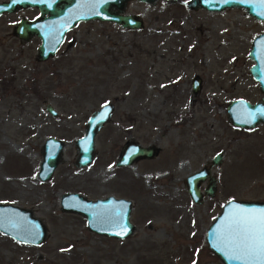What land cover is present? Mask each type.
<instances>
[{
  "label": "rangeland",
  "instance_id": "374dc122",
  "mask_svg": "<svg viewBox=\"0 0 264 264\" xmlns=\"http://www.w3.org/2000/svg\"><path fill=\"white\" fill-rule=\"evenodd\" d=\"M34 7L0 14V202L31 209L47 235L37 245L0 232V264H222L204 232L228 198L264 200V126L232 127L225 103L261 95L247 50L264 29L241 7H186V0H128L142 27L79 21L54 54L36 60L37 36L12 34ZM200 78L192 92L191 78ZM113 104L94 136V155L76 166L74 139L92 110ZM56 111L51 115L44 104ZM63 140L51 176L37 177L45 137ZM159 147L151 158L115 166L122 143ZM221 151L210 167L212 195L191 200L184 178ZM204 179L199 188L206 185ZM112 194L131 200L133 232L117 239L90 232L59 208V196Z\"/></svg>",
  "mask_w": 264,
  "mask_h": 264
},
{
  "label": "water",
  "instance_id": "95a60500",
  "mask_svg": "<svg viewBox=\"0 0 264 264\" xmlns=\"http://www.w3.org/2000/svg\"><path fill=\"white\" fill-rule=\"evenodd\" d=\"M128 0H0V14L15 11L18 8L34 7L37 14L32 19L21 17L12 26L11 32L22 41L29 36L39 38L36 45V60L52 56L62 41L67 30L79 21H111L121 27L138 29L142 21L136 14L125 13ZM152 3L154 0H138ZM238 6L254 19L264 20V0H186V7L204 8L218 11L226 7ZM247 57L252 60L248 72L256 80L258 90L264 93V29L252 36L247 50ZM200 78H191L192 92L199 88ZM46 111L55 116L56 111L49 103L44 104ZM113 104L104 101L87 116L83 132L73 141L76 155L73 163L76 166L88 164L94 155V136L110 119ZM226 120L232 127L251 129L257 124L264 126V97L250 102L244 98L229 99L225 103ZM62 139L47 136L41 144V159L38 164L37 177L45 181L57 163L61 160ZM159 147L153 143L141 145L132 139H126L115 158L114 165L130 164L139 158H151L157 154ZM221 151L214 153L206 165L201 166L184 178L186 191L192 201L198 203L203 194L212 195L215 190V179L209 172L214 164L220 163ZM207 179L201 191L200 183ZM59 208L64 212L81 215L90 232L117 239L126 238L134 225L129 220L131 200L108 194L104 197L88 198L75 191H65L59 196ZM264 210V200L228 198L221 204L220 210L207 225L204 238L209 250L222 264H261L260 260H236V255H244L242 236L236 230L234 221L238 213L247 211L259 214ZM0 232L10 238L29 245H37L47 235L42 220L32 214L31 209L12 203L0 202Z\"/></svg>",
  "mask_w": 264,
  "mask_h": 264
},
{
  "label": "snow or ice",
  "instance_id": "6c2138e0",
  "mask_svg": "<svg viewBox=\"0 0 264 264\" xmlns=\"http://www.w3.org/2000/svg\"><path fill=\"white\" fill-rule=\"evenodd\" d=\"M15 2V0H13ZM239 219L234 221L237 231L242 236L245 254L236 255V260H260L264 264V210L259 214L252 212L238 213Z\"/></svg>",
  "mask_w": 264,
  "mask_h": 264
},
{
  "label": "flooded vegetation",
  "instance_id": "af4514ba",
  "mask_svg": "<svg viewBox=\"0 0 264 264\" xmlns=\"http://www.w3.org/2000/svg\"><path fill=\"white\" fill-rule=\"evenodd\" d=\"M36 10H37V9H36ZM36 14H37V11H36L35 15H33L32 17H24V16H20L19 18L24 17V18H26V19H32V18H34V17L36 16ZM19 18H18V19H19ZM18 19H17V21H18ZM17 21H16V22H17ZM16 22H15V23H16ZM15 23H14V24H15ZM14 24H13V25H14ZM13 25H12V26H13ZM32 36H33V35H32ZM32 36H29L28 39H29L30 37H32ZM34 36H35V35H34ZM28 39H27V40H28ZM25 41H26V40H25ZM35 49H36V46H35Z\"/></svg>",
  "mask_w": 264,
  "mask_h": 264
}]
</instances>
